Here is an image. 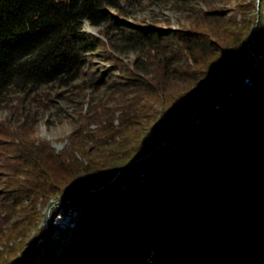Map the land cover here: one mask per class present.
I'll list each match as a JSON object with an SVG mask.
<instances>
[{"label": "trees", "instance_id": "obj_1", "mask_svg": "<svg viewBox=\"0 0 264 264\" xmlns=\"http://www.w3.org/2000/svg\"><path fill=\"white\" fill-rule=\"evenodd\" d=\"M120 1L0 0V100L11 89L26 93L49 83L67 85L81 75L89 50L100 46L108 54L107 45L82 25L104 26L105 33L117 23L110 9H118ZM200 1L204 9L193 11L187 27L122 23V42L109 47L138 52L132 68L117 61L128 88L111 78L112 104L94 106L62 151L54 153L43 143L9 147L17 170L0 173V264L21 263L32 245L19 239L41 221L36 206H47L53 194L65 196L63 186L77 180L74 195L86 184L85 175L108 181L82 196L84 215L54 264H264L260 66L251 73V88L241 87V74L220 104L199 115V123L178 122L194 104L192 97L210 88L234 57L245 54L260 20L255 14L259 5L236 0L219 11L213 0ZM227 11L234 15L225 18ZM92 79L90 86L101 81L96 75ZM187 95L191 99L180 100ZM151 103L160 108L159 116L141 132ZM167 141H176L171 154L153 157ZM144 156L135 172L151 168L153 173L134 191L119 193L137 163L121 179L111 178Z\"/></svg>", "mask_w": 264, "mask_h": 264}, {"label": "rangeland", "instance_id": "obj_2", "mask_svg": "<svg viewBox=\"0 0 264 264\" xmlns=\"http://www.w3.org/2000/svg\"><path fill=\"white\" fill-rule=\"evenodd\" d=\"M213 2L215 4V9L224 11L233 7L237 1L226 0L225 4H222L220 0H213ZM258 7L260 20L258 24H255L256 27L255 25L252 27V32L254 30L253 39H249L245 54H239L237 57H234L231 62L226 64L227 68L225 67L226 69L223 70L224 72L222 71L217 76L215 83L210 88L201 90L199 92L198 98L192 97V101L195 99L194 104H196L197 100L202 95H209L212 90L211 88L216 84V82H218L219 77L224 75L225 72L227 73L228 66H232L234 62H236L237 65L233 70L234 75L232 76L231 80L229 79L225 82H222L221 85L223 87L218 90V93L214 95L213 98H211L207 107L201 110L193 118L186 120L187 122L192 121L194 123L193 126L200 122L201 118L199 115L201 113L207 110L211 105L215 103H221V101L226 96L227 89L237 81V79L240 77L239 75L244 74L242 77L241 87H252L254 82L252 77L247 83L244 82L247 73L254 65L253 60L247 58V51L249 48L251 52H256L253 41L258 42L259 44H264V5H262V1L259 2ZM196 9H204L200 0H122L120 1L118 9H110L111 18L114 19V21H117V23L107 29L105 33L104 26H92L88 22H84L82 25L83 31L104 42L107 45V49H109L108 54L107 52L102 53V47L100 46L89 50L85 54L86 62L81 75L67 85H61L57 82L49 83L37 88L35 91H28L26 93L11 89L8 91L6 96L1 98L0 173L3 172L6 175L14 174L17 170L15 167L16 165L14 164L13 153L11 152V149H9L10 146L13 147L14 145L19 144L28 145L31 143H43L47 145L54 153H59L62 151L67 146V138L71 131L78 124L82 123V120L92 112V108L94 106H99V104L108 106L109 104H112V98L114 96L111 94V92L109 100V83L112 80L111 78H117L122 89L128 88L129 79L124 77V75L121 73V67L118 66L119 63H117V61H120L128 68H132L131 62L137 57L138 52L134 50L123 49L121 51H117L109 47L110 43L114 44V42H122V23L136 27H158L162 29L176 30L178 28L187 27L191 24L192 18L194 16L193 11ZM233 15L234 14L231 11H227L223 16L225 18H229ZM239 19L240 17L236 16V20ZM119 23L122 25H117ZM257 65L262 68L261 64ZM109 69L110 74L109 71L108 74H106L107 70ZM261 71L264 70L261 69ZM260 74L262 76V72H260ZM94 75H96V78H101V81L96 86H90L89 82L93 81L91 78ZM183 92L185 93V90H182L181 93ZM184 99L189 100L191 99V96L187 95L185 98H180L181 101ZM192 107L190 106L186 109V111L190 110ZM150 111L151 112H149L148 118L142 120L143 125L141 132L143 131L144 127L146 129L149 128L158 118L160 108L155 103H151ZM117 114L118 112H115L114 116ZM206 118H210V116ZM113 123H116V121L114 120ZM90 128L94 129L95 125H90ZM208 128L209 126H207L206 130H208ZM146 129L144 131H147ZM212 143V141L208 142L209 145ZM174 149L175 146H172L170 151L169 149H162L160 152L165 155H170ZM156 155L154 154L153 157ZM146 157L147 156L142 157V159L137 162L136 170L132 172L131 176L127 177L128 181L130 179H139L140 177V180L135 183L134 188H132L131 191H134L153 173L151 168L135 172L137 169H141L142 166H140V162L144 161ZM142 173L145 176H141ZM120 175L116 179H121ZM19 178L23 179V177ZM82 179L86 182L84 186L78 188L79 183L77 180H74L71 183L63 186L62 192L65 193V196L63 195V197H59V193L56 195L53 194L47 199V206L43 204L41 206V203L40 205L36 206L37 210H39L43 216L41 217L39 226L37 228H35V226H29L23 237L19 239L22 241V244L28 243V245H32V247L29 249L30 251L36 247V241L42 232V222L45 218L47 208L51 206L50 203L57 202L59 200H67L72 196L71 194L74 193L73 186L76 185H78L76 187L78 190H82L78 193L81 194L80 198L77 199L86 203L82 199V196L96 193L98 186H103L108 181V178L103 175L95 179H92L90 175H85ZM125 185L129 186L130 183H126ZM76 188L75 190H77ZM121 190H123L122 183L119 186L118 192L122 193L123 191ZM131 191L129 190L126 192L129 193ZM25 203L26 201L23 204ZM83 215L84 214H81L80 219H82ZM19 218L20 217L18 215L14 216L11 222H15ZM15 241H17V238ZM37 253L38 251L35 250L34 253L26 258L29 259L27 262L28 264ZM26 259L24 260L23 264H25Z\"/></svg>", "mask_w": 264, "mask_h": 264}, {"label": "built area", "instance_id": "obj_3", "mask_svg": "<svg viewBox=\"0 0 264 264\" xmlns=\"http://www.w3.org/2000/svg\"><path fill=\"white\" fill-rule=\"evenodd\" d=\"M253 44H255L254 49L256 52H251L250 50V59L255 63L258 62V58H260V46H264V44H259L255 41H253ZM236 65L237 64L235 63L232 66H228V72L219 77V81L216 82L215 88H213L212 94H210L209 98L218 93V85L230 79V72H233ZM209 98H207V100ZM207 100H200L196 104H193L191 110L196 109V106L205 105ZM185 112L183 114H185ZM183 114L180 117L179 123H183ZM141 176L145 175L142 173ZM138 180H140V177L139 179H130L129 181L122 182V189L131 191ZM126 183H130V185L127 186L125 185ZM80 191L82 190H78L74 195L69 197L65 204H59V214L49 216L50 225L48 231L43 238H39V243L36 244L35 249L38 253L29 264H47L51 257L58 255V249H61V247L64 246V242H66L69 233L72 231V224H75L76 217L84 213L80 212V208H77V198H80L81 196V194H78ZM28 260L29 259H27V262Z\"/></svg>", "mask_w": 264, "mask_h": 264}, {"label": "bare ground", "instance_id": "obj_4", "mask_svg": "<svg viewBox=\"0 0 264 264\" xmlns=\"http://www.w3.org/2000/svg\"><path fill=\"white\" fill-rule=\"evenodd\" d=\"M262 5H264V1H262ZM248 54H247V58L250 59V49L248 48ZM245 58V57H244ZM245 61V60H244ZM236 62H234L235 64ZM247 63V62H246ZM255 64H261V69L264 70V46H260V58H258V62H255ZM224 72V71H223ZM262 72V75H264V71H261ZM226 73V72H225ZM234 72H230V80L232 78V76L234 75L233 74ZM229 80V79H228ZM219 81V80H218ZM227 84V83H226ZM225 84V85H226ZM223 86L220 84L218 85V90L220 88H222ZM213 88H215V85L211 88V92L210 94H212V91H213ZM205 94V93H204ZM210 94L209 95H205V96H201L198 101L200 100H207V98L210 97ZM214 96V95H213ZM213 96L211 98H213ZM211 98H209L207 101H206V104L203 105V106H196V109H193L191 110H187V111H190V112H185V114H183V122H185L186 120L188 119H191L193 118L195 115H197L202 109H204L205 107H207L209 101L211 100ZM197 101V102H198ZM196 102V103H197ZM192 107V106H191ZM193 108V107H192ZM170 151V150H169ZM123 192H126V191H129V190H121ZM64 199V198H63ZM69 199V198H68ZM68 199L64 200V201H57V202H53V203H50L51 206L49 208H47L46 212L49 211V216H54L56 214H59V204H65L66 201H68ZM77 208H80V212H84V209H85V206H84V203L80 200L77 199ZM52 211V212H51ZM84 214V213H83ZM81 216V215H80ZM80 216H77L76 219H75V224H72V231L69 233V237H67V240L66 242H64V246L61 247V249H58V255H55L53 257H51L50 261H48L47 264H54L56 262V260L63 254V252L65 251V249L69 246L70 242H71V238H72V235H73V232L78 224V222L80 221ZM43 217V216H42ZM43 223V222H42ZM39 238L38 237V240L36 241V244L39 243ZM25 264H27V259L25 261Z\"/></svg>", "mask_w": 264, "mask_h": 264}, {"label": "water", "instance_id": "obj_5", "mask_svg": "<svg viewBox=\"0 0 264 264\" xmlns=\"http://www.w3.org/2000/svg\"><path fill=\"white\" fill-rule=\"evenodd\" d=\"M259 2H260V0H257V4L259 5ZM255 14H256V21H258V19H259V7H257L256 8V12H255ZM255 27H256V25H255ZM254 31V30H253ZM253 35H254V33L252 34V36H251V40L253 39ZM255 67H256V64L254 63V65L252 66V68L249 70V72L247 73V75H246V77H245V79H244V82L245 83H247L250 79H251V73L253 72V70L255 69ZM218 107V106H217ZM179 122V121H178ZM187 122V121H186ZM186 122H183V123H186ZM183 123H179V124H183ZM177 141H179V140H177ZM175 144H176V141H167V142H163V143H161L159 146H157L156 148H155V155L156 154H158L159 152H160V150H162V149H171L172 148V146H175ZM148 156V155H147ZM142 158H139V159H137V160H134V161H131V162H129L126 166H124V167H122L121 169H119L118 171H117V173L113 176V178H112V180H111V182L112 181H114V180H116V178L129 166V165H131V164H135V163H137V162H139L140 160H141ZM49 225H50V218H49V211H47L46 213H45V218H44V220H43V223H42V232L40 233V235H39V237L40 238H43L44 237V235H45V233L48 231V228H49ZM35 249H36V247L32 250V251H30L24 258H23V260L21 261V263L20 264H23L24 263V260L29 256V255H31L32 253H34V251H35Z\"/></svg>", "mask_w": 264, "mask_h": 264}]
</instances>
